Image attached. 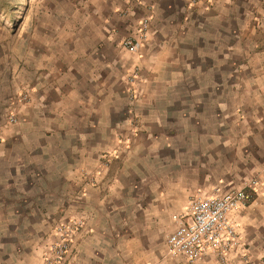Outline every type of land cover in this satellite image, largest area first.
I'll return each instance as SVG.
<instances>
[{
  "label": "crops",
  "instance_id": "obj_1",
  "mask_svg": "<svg viewBox=\"0 0 264 264\" xmlns=\"http://www.w3.org/2000/svg\"><path fill=\"white\" fill-rule=\"evenodd\" d=\"M105 6L65 35L66 47L48 41L32 54L43 70L30 71L25 102L0 91V264H38L56 225L75 216L85 224L65 264H189L167 252L173 215L255 176L259 187L232 216L249 260L264 264V0ZM145 17L139 52L126 48ZM135 65L142 91L131 105ZM38 229H51L45 241Z\"/></svg>",
  "mask_w": 264,
  "mask_h": 264
},
{
  "label": "rangeland",
  "instance_id": "obj_2",
  "mask_svg": "<svg viewBox=\"0 0 264 264\" xmlns=\"http://www.w3.org/2000/svg\"><path fill=\"white\" fill-rule=\"evenodd\" d=\"M106 1L0 0V91L3 99L8 101L11 98L13 101L17 99L20 105L25 102L28 99V93L32 90V86L27 84L30 82L28 76L32 75L30 71L33 73L32 70H34L37 74L43 70L37 69L38 62L31 59L32 54L35 53L36 57L42 56L43 44L48 41L55 49L60 45L66 47L68 36L65 35L76 27L79 29L83 22L95 21L94 15L97 9H105ZM135 72L138 73V78L137 82L133 83L131 77ZM129 73V79L126 80L128 83L126 93L130 97L131 105H134L135 97L138 98L142 91V85L138 84L140 83L139 65L130 68ZM15 75L18 79V92H15L14 82L12 84L10 81L15 79ZM7 105L10 106V103L8 102ZM11 113H15L17 120V112L12 110ZM134 120L135 116H132V123ZM128 141H132L131 136ZM84 173L89 174L88 170H84ZM36 201L38 202L36 205L44 210L47 216L50 209L48 197L43 196ZM50 232L51 229H38L35 231L36 239L45 241Z\"/></svg>",
  "mask_w": 264,
  "mask_h": 264
},
{
  "label": "built area",
  "instance_id": "obj_3",
  "mask_svg": "<svg viewBox=\"0 0 264 264\" xmlns=\"http://www.w3.org/2000/svg\"><path fill=\"white\" fill-rule=\"evenodd\" d=\"M149 28L150 19H141L137 36L124 39L123 45L139 52ZM137 78L138 73L135 72L131 77L133 83ZM9 118L16 121L15 113H11ZM260 183L261 178L255 176L244 187L191 198L186 211L173 215L175 227L165 242L168 254L182 253L189 264H200L199 261L210 253L217 257L218 264H252L246 243L239 233V222L232 215L252 197V190H257ZM84 224L83 217L75 216L56 225V238L45 249L39 264H65L74 234ZM240 247L244 251L242 260H236L232 253Z\"/></svg>",
  "mask_w": 264,
  "mask_h": 264
}]
</instances>
